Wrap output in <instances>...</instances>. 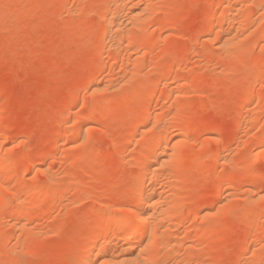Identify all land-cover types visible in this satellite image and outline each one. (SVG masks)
<instances>
[{"label": "rangeland", "instance_id": "rangeland-1", "mask_svg": "<svg viewBox=\"0 0 264 264\" xmlns=\"http://www.w3.org/2000/svg\"><path fill=\"white\" fill-rule=\"evenodd\" d=\"M262 14L264 0H0V264H77L106 228L117 248L95 264H264ZM117 214L135 240L113 236Z\"/></svg>", "mask_w": 264, "mask_h": 264}, {"label": "bare ground", "instance_id": "bare-ground-1", "mask_svg": "<svg viewBox=\"0 0 264 264\" xmlns=\"http://www.w3.org/2000/svg\"><path fill=\"white\" fill-rule=\"evenodd\" d=\"M110 3V2H109ZM108 3V4H109ZM125 3H126V1H125ZM122 4H124V3H122ZM101 5H102V2H101ZM105 5H107V4H105ZM105 5L103 4L102 5V7H101V9H103V8H105ZM111 6V5H110ZM121 7V6H120ZM107 9V8H106ZM121 11V10H120ZM119 13V12H118ZM117 12L115 13V15L114 14H112V16H111V18H110V25L108 26L109 28H108V30H107V32H106V35H107V37L106 38H108V40H110L111 41V43L113 42L114 43V41H116V39L118 38L117 37V35H120L119 33L121 32V29H120V25H119V14H118ZM122 14V13H121ZM136 14V13H135ZM131 15V14H130ZM262 15H264V14H262ZM127 16V15H126ZM133 16V15H132ZM137 16V15H136ZM121 17H123V16H121ZM264 18V17H263ZM125 20V19H124ZM108 25V24H107ZM122 26V25H121ZM123 28H124V26H122ZM213 27H214V25H213ZM126 28V27H125ZM120 39H118V41H119ZM109 43V42H108ZM249 96H250V94H249ZM249 96L248 95H246L245 96V98H243V100H242V103H246V101L247 100H249ZM251 96H252V94H251ZM164 141V140H163ZM156 153V152H155ZM157 158H158V156H157ZM153 159H155L152 155H150L149 154V156L147 157V160H146V162L148 163L147 164V167H146V169H145V176H149V178H148V181H151L152 180V175L154 174V172L156 173V171H155V169H154V164H156L155 163V161L153 160ZM201 162V161H200ZM144 164H145V162H144ZM145 168V167H144ZM144 168L142 169V170H144ZM158 170V169H157ZM143 172V171H142ZM154 176V175H153ZM144 178V177H143ZM145 180V179H144ZM143 181V180H142ZM151 183V182H150ZM151 185V184H150ZM20 187H23V186H20ZM25 187V186H24ZM149 187H151V186H147L145 189L143 188V190H142V192H141V195L139 196V198H138V203H137V205H136V207H134L133 209V211H134V218L138 221V222H143V219H144V217H143V210H144V208L145 207H147V204L150 202V199H151V197L154 195L153 194V192L152 191H150L149 190ZM152 187H153V184H152ZM155 187V186H154ZM27 188V190L28 191H31L30 189L32 188H29V187H26ZM25 189V188H24ZM151 189V188H150ZM157 189V188H156ZM156 189H153V191L154 190H156ZM26 190V189H25ZM158 190H160L159 188H158ZM150 192H151V194H150ZM30 193V192H29ZM32 194L33 193H37V192H34V191H32L31 192ZM156 193V192H155ZM20 201V200H19ZM18 201V202H19ZM22 201V200H21ZM21 201L19 202V204H21L22 205V203H21ZM35 201V200H34ZM150 205V204H149ZM20 207V206H19ZM146 210H147V208H145ZM161 209V208H160ZM152 211V210H151ZM150 211V212H151ZM107 211H102L100 214H99V217L97 218L98 219V221H101V223L102 222H105V221H107L108 219H109V216H108V214L106 213ZM145 212V211H144ZM160 212V211H159ZM153 213V212H152ZM154 214V213H153ZM167 214V213H166ZM118 215V214H117ZM116 215V217H114V221H116L117 223V225H115L116 227L113 229L114 230V235L113 236H117L116 238H126L127 236H128V234L127 233H129L128 232V229H134V230H132L133 232H132V238L135 240V238L136 237H138L140 234H139V231L137 230V226L135 225V221L134 220H132V221H134V222H132V221H129L130 219H128L129 218V216H128V218H126V217H124V218H126V219H124L120 214V216L122 217H118ZM132 215V214H131ZM145 215V214H144ZM114 216V215H113ZM154 216V215H153ZM157 216V215H156ZM155 216V217H156ZM164 216H166V215H164ZM146 218V217H145ZM132 219V218H131ZM147 219H149V218H147ZM147 219H146V221H147ZM145 221V222H146ZM157 221H160V219L159 220H157ZM106 223V222H105ZM104 223V224H105ZM108 224V223H107ZM139 225V224H138ZM99 228V227H98ZM103 227H101V228H99V230L100 229H102ZM112 228V227H111ZM110 228V229H111ZM107 230L105 231V230H101V231H98V229H96L97 231H98V233H97V235L96 234H91L92 236V238H90V236H89V238H90V240L89 241H86V243L88 242V244H87V247L85 246V248L86 249H84L85 250V252H84V254L82 255V257L80 258V260L78 261V263L77 264H95V262H96V260L97 259H102V258H107L108 256H109V254L110 253H112L113 251V249L114 250H116V245H114V244H112L111 243V235H110V232H109V230H108V228H106ZM112 229H111V231H113ZM152 230V229H151ZM150 230V232H152ZM131 231V230H130ZM145 232V231H144ZM113 233V232H112ZM149 233V232H148ZM147 233V234H148ZM96 235V236H95ZM151 235V234H150ZM94 236V237H93ZM156 236V235H155ZM149 237V236H148ZM141 238V237H140ZM155 239V237L153 236L151 239H150V241L151 240H153L154 241V239ZM128 240V239H127ZM132 240V239H131ZM137 240V239H136ZM149 240V239H148ZM126 241V240H125ZM152 241V242H153ZM147 243V242H146ZM116 244V243H115ZM154 244H155V242H154ZM86 245V244H85ZM118 245V244H117ZM125 245V244H124ZM146 245V244H145ZM144 245V246H145ZM151 245H149V246H146V247H150ZM122 247V246H121ZM120 247V248H121ZM129 248V247H128ZM127 248V249H128ZM255 248V247H254ZM126 249V248H125ZM121 250V249H120ZM126 251V250H125ZM262 251V250H261ZM143 252H145V251H143ZM139 254V253H138ZM131 256V255H130ZM133 257V256H132ZM132 259V258H131ZM130 257L128 256V255H124V257L122 258V260L120 261L119 260V264H127L128 262L131 264V262H130ZM134 260V258L132 259V261ZM118 262V261H117ZM117 262H113V263H116L117 264ZM112 263V262H111ZM136 264V263H135Z\"/></svg>", "mask_w": 264, "mask_h": 264}]
</instances>
